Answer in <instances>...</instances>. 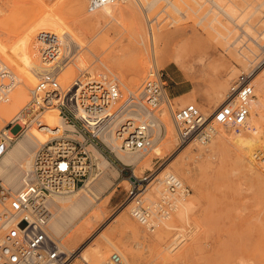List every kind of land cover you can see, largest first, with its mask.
Listing matches in <instances>:
<instances>
[{"label":"rangeland","instance_id":"1","mask_svg":"<svg viewBox=\"0 0 264 264\" xmlns=\"http://www.w3.org/2000/svg\"><path fill=\"white\" fill-rule=\"evenodd\" d=\"M39 1L42 2V7L38 5ZM43 1L0 0V49L5 47L20 65L22 47L27 40L26 32L35 21L29 17L33 11L42 8L53 9L57 14L43 20L33 30H38L41 26L47 28L56 22L63 26L67 25L66 27L72 30L70 37L73 41L69 44V50L67 49L70 55L65 59L67 65H64L67 69L76 68L73 63L75 53L78 52L83 56L84 63L93 69L94 75L106 70L111 72L120 83V89L124 94L138 89L146 78H153L157 73H162L166 85L163 91L164 100L160 107L168 114L169 104L175 106L176 110L188 103H195L201 111H210L211 106L205 104L203 97L210 89L214 78L220 77L226 68L232 67L236 70V75L229 80V85L242 71L248 69L243 68L232 55L225 53L218 45L219 41L212 35H207L199 25L200 18L206 16L209 20L208 17H214L215 10L213 12L210 10L211 4L208 0H172L179 7L178 11L172 7L164 10L165 0H159L150 9L144 8L153 0H124L112 5L113 16L88 12L86 9L88 0H83L85 10L83 15L74 12L72 5L75 0ZM234 1L241 8L247 7V12L258 4H262L264 11V0ZM218 16L223 18L219 14ZM61 19L63 21H60ZM204 20L206 23L207 20ZM248 21L252 24L258 23L260 27L264 22V12L257 10ZM158 22L161 28H165L167 24L170 27L163 30L164 33L172 32L175 25H179V29L173 37L162 35L160 44L164 46L163 53L157 64H154L149 60L152 51L148 30L149 27L156 29ZM215 26L218 27L219 24ZM238 30L240 29L236 28L235 36L241 32ZM195 32L200 35H194ZM180 39H184V43L191 46L182 67L165 56L171 46ZM262 41L264 43V38ZM0 64L3 69L6 65L16 77L15 85L8 95V100L12 102L9 117L6 120L0 119V125H5L27 104L30 95L17 101L13 100L12 94L18 86V72L8 64L3 65L1 62ZM59 73V82L65 89L66 84L61 80L63 72ZM136 73L141 75L139 86L131 83ZM260 75L257 73V80ZM75 77L83 78L79 73ZM164 92L168 99H165ZM10 101L0 103L6 104L5 102ZM180 103L181 106L178 107ZM46 114L54 125L53 121L59 118L57 111L50 109ZM37 130L45 142L48 139L45 133L49 131L45 130L43 134L41 128ZM175 137L176 142L166 145H161L162 141H158L157 145L162 147L159 153L148 151L146 157H150V166H144L143 163L131 165L133 173L138 177L150 172L154 178L160 171L169 169L189 188V193L185 196L192 204L185 215L178 214L167 199L158 196L147 199L145 194L148 190L138 191L141 192L139 197L143 205L156 209L151 218L154 223L156 222L152 230L141 225L131 215L134 202L125 208L126 204L132 201L131 199L125 201L131 184L129 180L123 181V178L127 179L131 170L125 168L121 171L119 161L122 163L123 161L99 143L87 146L88 149H99L98 151H101L100 153L117 169L119 168L121 173L118 183L111 185L99 195L101 217L92 220L89 226L81 229L80 236L71 241L69 249L74 254L63 253V264H88L77 252L75 253L82 246L87 248L88 253L95 247L104 249L106 251V256L102 260L104 261L115 252L108 241L114 243L131 264H238V262L240 264V260L250 264H264V187L251 175L247 163L237 160L236 153L230 145H227L226 153H221L210 149L209 141L206 148L200 150L198 140L191 138L188 142H180L176 131ZM155 138L153 134V142ZM255 166L264 173L260 166L257 164ZM96 173L97 170L91 163L89 175L94 176ZM185 175H188V179L183 178ZM153 178L147 185L148 189ZM126 186L127 189H124ZM161 199L168 204H163L167 212L165 217L162 216L163 213L158 212L157 206L154 207L157 202L162 201ZM94 209L96 208H89L80 216L63 218L60 234H51L52 237L63 241L65 235L78 229ZM156 215L159 219L155 217ZM121 217H127L130 224L136 227V233L131 226L118 220Z\"/></svg>","mask_w":264,"mask_h":264},{"label":"built area","instance_id":"2","mask_svg":"<svg viewBox=\"0 0 264 264\" xmlns=\"http://www.w3.org/2000/svg\"><path fill=\"white\" fill-rule=\"evenodd\" d=\"M119 1L124 0H88L86 9L94 12ZM37 41L46 66L37 74L36 82L29 90L30 99L27 104L0 128V159L23 130L41 128L54 132L45 142L38 144L33 153L32 167L16 192L6 188L0 181V230L3 231L0 264H63L59 244L49 236L46 229L48 199L72 193L83 184L91 166L88 145L99 143L112 151L104 142V135L114 137L122 151H149L153 143L152 132L164 100L166 84L162 73L146 78L138 89L126 94L121 91L117 78L107 70L98 75L83 76L77 97L80 111L91 116L111 112L110 119L107 117L96 131H89L62 101L65 89L59 82L57 65L51 64L58 57L59 38L52 33H43L37 37ZM261 55L263 58L260 63L251 65L230 82L224 101L213 110L203 112L195 103H188L172 112V121L180 142L191 138L207 142L217 126H246L250 100L254 97L253 73L263 63L264 43ZM14 81V77L1 67L0 102L8 101ZM50 109L57 111L62 125L46 123L45 115ZM256 158L264 167V145L257 150ZM119 162L121 171L125 168L131 170L127 178L131 189L125 198V201L131 199L134 202L131 215L141 225L152 230L154 226L150 219L154 213L151 208L143 205L139 197L141 192H138L144 191L153 178L152 173L138 177L133 173L131 165ZM164 181L169 193H189V188L173 173L166 174ZM164 203L167 204L163 199L157 204V210L162 215L167 213L163 208ZM99 264H122V258L112 252Z\"/></svg>","mask_w":264,"mask_h":264},{"label":"bare ground","instance_id":"3","mask_svg":"<svg viewBox=\"0 0 264 264\" xmlns=\"http://www.w3.org/2000/svg\"><path fill=\"white\" fill-rule=\"evenodd\" d=\"M158 1L159 0H153L147 5V8L144 9H150ZM165 1L166 2L163 6L164 10H166L168 7L176 8V11L179 10V7L175 3H173L172 0ZM208 1L211 4L210 10L212 12L215 10L216 13L214 12V17H208L209 20H207L206 16H204L205 18H200L198 23L202 26V29L205 31V33L207 35H212L213 38L218 40V45L221 47V49L225 53L227 52L228 54L232 55L243 66V68H249L251 65H257L258 63H260V61L262 60L259 58L262 57L261 54L263 46L262 40L264 38V22L260 25V27H258V23H256L257 25L252 24L248 20L253 16V14H255L257 10L264 12L262 4L251 7L247 12V7H239L234 0ZM41 3V1L38 2V5L40 7H42L43 5ZM112 5L113 4L105 5L100 9L94 11L93 13L113 16L114 10L111 8ZM51 7H53V5ZM72 8L74 12L79 15H83L85 13L83 0H75ZM56 14L57 12L53 11V9L43 10L42 8H40L33 11L29 18L30 20L35 19L36 22L34 21L35 24H32L33 21H31L32 25L29 26L30 28L28 32H26L27 40L23 44L22 57L19 59L22 65L19 64L18 60L13 57L12 53L7 51L5 47H2L0 49V62L3 65L8 64L13 68H16L18 72V86L14 94H12L13 100L17 101L19 98H26L29 95V90L34 86L36 82L37 74L45 69L46 66L39 51V43L37 41V37L43 33L55 34L60 40V49L58 57H56L51 64H56L58 67V72H63V77L61 80L64 84H66V92L64 93L62 98L63 104L72 114L76 116L79 121L83 123V125L89 131L94 132L103 124L107 117L108 119H110L109 116L111 115V112H107L102 116H91L84 112H81L79 109L77 97L82 80L75 76L78 73L82 76H92L94 75V73L93 69H91L88 65H86V63H84L83 56L78 52L75 53V63L72 62L73 64H75L76 68L67 69L64 66L67 65L65 64V62L67 61H65V59L70 55L67 52V49L69 50V44L71 43V41H73L70 37V33L72 32V30L70 29V31L69 28H67V25L63 26L57 22L49 25V27L47 28L41 26L38 30H33L43 20L52 18ZM218 14L220 16H223V18H218ZM204 19L207 20L206 23L204 22ZM60 21L63 20L61 19ZM26 24L28 25V22H26ZM159 24L160 22L157 23L156 29H153V27H149L148 30V38L151 46L150 49L152 51L150 53L151 56L149 60L154 64H157V62L160 60L161 54L163 53L164 46H161L160 44L162 35L165 34L173 37L174 34L178 33L176 30L179 29V25L174 24L175 26L172 32L167 31L164 33L163 30L170 29V27L167 24L165 28H161ZM217 24H219L218 27L215 26ZM236 28L240 29L238 31L241 32L239 33L237 31L239 34L235 36L234 34L236 33ZM180 35L182 34L180 33ZM194 35L200 34L195 32ZM183 40L184 39L178 40L171 46L169 52L165 53V56L168 60L174 61L180 67H182L186 62L188 51L191 48V46L185 44ZM11 50L13 52V49ZM262 62L263 63L259 64L257 70L253 73L254 97H252V99L250 100V110L246 126H217L211 138L207 142H199L198 147L200 150H204L206 148V144L210 141V149L217 150L221 153H226L227 145H230L231 147H233L236 153L235 157L237 158V160L247 163L251 175L257 179V183L264 187V173H262L258 169V167L255 166L257 164L258 166H260V169L264 171V167L256 158L257 150L261 149L264 145V59ZM18 64L21 67H18ZM1 66L2 65L0 64V68ZM4 66L5 69L3 70L10 73L16 81V77L13 72L8 69L6 65ZM163 66L166 65L163 64ZM235 73L236 70L234 68L228 67L220 77L216 76L212 81L210 89L205 93L203 97L205 104L211 106L210 111L219 106L224 101L225 94L229 87L228 82ZM257 73H259V75L261 74L258 80ZM15 81L13 86L15 85ZM140 82L141 75L140 73H136L131 79V83L133 85L139 86ZM164 96L165 99H168L165 92ZM8 101H10V99ZM5 103L6 104L0 103V119L6 120L7 117H9V111L11 109L10 107L12 105V102L10 101V103ZM177 106H181V103ZM174 109L175 106L169 104L168 114L166 110L161 108L160 117H158V120L156 121L157 123L155 124L152 132V135L155 134L156 138L154 139L155 141L153 142L149 151L152 150L153 153H159L162 150V147L157 145L158 141H162L161 145H166L176 140V129L171 119V114ZM17 113H15V115ZM45 116L47 117V114ZM46 119V123L53 125L50 122L49 117H47ZM54 122L55 124L53 126L62 125L59 118L53 121V123ZM3 127L4 125H0V128ZM42 130L44 134L45 130ZM53 132L54 131H49V133L46 132L45 134H47L49 138L50 134H53ZM102 138L104 142L107 143L112 151L118 156V158L123 161V163L133 166H136L139 163H143L144 166H148L150 164V157H146L148 151L145 153H128L122 151L119 148V142L111 135H104ZM190 140L191 139L187 140V142ZM41 142L43 141L40 138L38 130L36 128H32L23 130V132L20 133L17 139L9 145L6 153L0 159V181L6 188L13 192H16L21 187L25 174L32 167L33 153L38 144H40ZM98 150L95 148L89 149L91 163L94 164V168L97 170V173L94 176L93 174H90L88 178L84 180L83 184H81L77 188L78 190L65 195L52 196L47 201L49 216L46 223V229L49 236L54 240H57L60 251L64 254H74L72 250L69 249V244L71 243V241L73 239H77L81 234V229L89 226L92 220L95 221L96 218H98L99 216L101 217L102 211L99 210L100 202L98 203L99 195L102 194V192L109 188L111 185L118 183V177L121 173L118 170L119 168L117 169L100 153L101 151L99 152ZM175 170L177 172V169ZM168 173H173L176 175V173L170 171L169 169L162 170L158 174L154 175L155 177L151 181V187L148 189V187L146 186L144 189V191L148 190L145 194V197L147 199H150L154 196L165 198L170 202L171 207L175 209L178 214L185 215L192 202L191 200H188V197L183 194H178L179 196H176L177 194H172L167 191L164 178ZM183 178L188 179V175H185V177ZM123 179V181L127 180L126 178ZM124 189H127V186L124 187ZM131 202L132 201L128 202L125 208L129 207L131 205ZM157 204L158 203H156L154 207L157 206ZM92 207L96 209H94V211L92 210L93 212L82 222V224L78 226V229L65 235L63 241H59L55 237H52L51 234H60L64 220L63 218H72L77 215L80 216L84 211H87ZM151 210L154 214L156 213V209L152 208ZM155 217L159 219V216L156 215ZM118 220L126 225L131 226L133 231H135L136 233V227L130 224V222L127 220V217H121ZM150 222L153 224L156 223H154L152 219H150ZM2 236L3 231L0 230V240ZM108 242L110 246L115 250V252L121 256L122 264H131L127 256L114 243H112L111 241ZM83 247L84 246L75 251V253L77 252L78 256H80L81 259L88 264H99L98 262L102 261L106 256V251L104 249L95 247L93 248V251H91L90 249V253H88L86 250L87 248ZM240 264L250 263L246 262L245 260H240Z\"/></svg>","mask_w":264,"mask_h":264}]
</instances>
